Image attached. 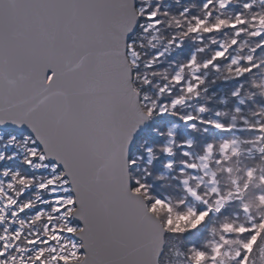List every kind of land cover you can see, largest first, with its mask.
I'll return each instance as SVG.
<instances>
[{
	"label": "snow or ice",
	"instance_id": "obj_1",
	"mask_svg": "<svg viewBox=\"0 0 264 264\" xmlns=\"http://www.w3.org/2000/svg\"><path fill=\"white\" fill-rule=\"evenodd\" d=\"M0 264H264V0H0Z\"/></svg>",
	"mask_w": 264,
	"mask_h": 264
}]
</instances>
